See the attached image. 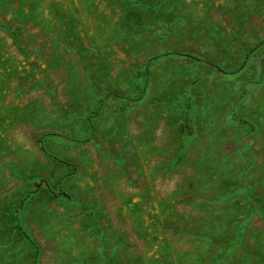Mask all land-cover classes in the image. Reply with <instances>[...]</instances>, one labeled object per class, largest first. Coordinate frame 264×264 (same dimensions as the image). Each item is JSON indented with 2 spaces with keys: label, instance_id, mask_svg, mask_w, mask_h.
<instances>
[{
  "label": "rangeland",
  "instance_id": "obj_1",
  "mask_svg": "<svg viewBox=\"0 0 264 264\" xmlns=\"http://www.w3.org/2000/svg\"><path fill=\"white\" fill-rule=\"evenodd\" d=\"M0 264H264V0H0Z\"/></svg>",
  "mask_w": 264,
  "mask_h": 264
},
{
  "label": "trees",
  "instance_id": "obj_2",
  "mask_svg": "<svg viewBox=\"0 0 264 264\" xmlns=\"http://www.w3.org/2000/svg\"><path fill=\"white\" fill-rule=\"evenodd\" d=\"M188 57L195 58V59H197V60H199V61H200V60H203V59H201V58H198V57H195V56H192V55H188ZM186 127H187V129L190 130L191 125H190V122H189V121L186 122ZM40 143H41V145H42V150H43L47 155H49L48 151L46 150V147H45L44 144H43V139L40 140ZM20 229L23 231V229H22L21 227H20ZM23 234L25 235V237H26L27 239H29V236L26 234L25 231H23Z\"/></svg>",
  "mask_w": 264,
  "mask_h": 264
}]
</instances>
